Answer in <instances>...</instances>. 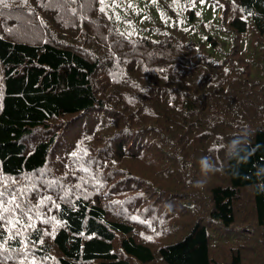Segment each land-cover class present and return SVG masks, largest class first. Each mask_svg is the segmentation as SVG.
Masks as SVG:
<instances>
[{"label": "trees", "instance_id": "obj_1", "mask_svg": "<svg viewBox=\"0 0 264 264\" xmlns=\"http://www.w3.org/2000/svg\"><path fill=\"white\" fill-rule=\"evenodd\" d=\"M0 191V264H264V0L0 5Z\"/></svg>", "mask_w": 264, "mask_h": 264}, {"label": "snow or ice", "instance_id": "obj_2", "mask_svg": "<svg viewBox=\"0 0 264 264\" xmlns=\"http://www.w3.org/2000/svg\"><path fill=\"white\" fill-rule=\"evenodd\" d=\"M101 4L104 3V0H100ZM203 3L204 0H201ZM0 5L7 6V0H0ZM104 9L102 8L101 11ZM24 193L21 192V196ZM11 200L5 201L3 197L5 196V191H0V224L7 225L8 227L5 229L0 230V240H3V242L6 244L7 240H4V232L8 231L10 234L8 235V240L16 239L17 237L22 235L23 230L25 229H31L34 227L32 223V217L29 216V213L33 212L32 208H25L22 207L20 203H17V196L15 192H12L11 194ZM43 203V201H41ZM5 203H10L13 205L12 208H8L5 206ZM19 213V215H17ZM7 214V215H6ZM23 217H27V223H25V220L22 219ZM15 228L16 231L14 234L11 233V228ZM17 243L21 245L23 248L25 241L23 239L17 240ZM27 243H32V241H27ZM32 255V253L24 249V259L27 260L28 257ZM21 264H24L23 261H21ZM31 264H36L35 259L31 261Z\"/></svg>", "mask_w": 264, "mask_h": 264}, {"label": "rangeland", "instance_id": "obj_3", "mask_svg": "<svg viewBox=\"0 0 264 264\" xmlns=\"http://www.w3.org/2000/svg\"><path fill=\"white\" fill-rule=\"evenodd\" d=\"M251 258V257H250Z\"/></svg>", "mask_w": 264, "mask_h": 264}]
</instances>
